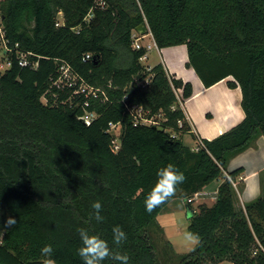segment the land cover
Returning <instances> with one entry per match:
<instances>
[{
	"label": "trees",
	"instance_id": "1",
	"mask_svg": "<svg viewBox=\"0 0 264 264\" xmlns=\"http://www.w3.org/2000/svg\"><path fill=\"white\" fill-rule=\"evenodd\" d=\"M0 21V264H82L80 228L129 264H264V172L261 193L242 204L243 185L231 180L243 168L228 169L264 137V0H2ZM142 22L159 49L186 46L185 65L204 87L232 77L244 118L210 140L197 136L181 104L191 83L161 62L141 63L132 36ZM63 65L75 80L63 78ZM81 83L96 96L75 93ZM138 107L155 123L137 122ZM85 111L95 114L88 125ZM110 124L119 127L116 150ZM169 163L186 179L149 213L144 200ZM215 180L211 204L187 202ZM175 198L185 200L187 232L198 238L180 254L154 240L157 216ZM9 216L15 226L5 225ZM117 225L127 234L120 245Z\"/></svg>",
	"mask_w": 264,
	"mask_h": 264
},
{
	"label": "crops",
	"instance_id": "2",
	"mask_svg": "<svg viewBox=\"0 0 264 264\" xmlns=\"http://www.w3.org/2000/svg\"><path fill=\"white\" fill-rule=\"evenodd\" d=\"M146 38L150 40L149 34L144 39ZM156 50L160 56L159 61H161L171 76L180 78L184 82L188 81L192 85V96L181 104L187 118L191 122L193 132L197 136L210 140L244 118L240 88H230L227 85L229 78L206 88L195 71L185 65L187 61L185 45L157 48ZM189 137L191 138L190 135ZM191 140L194 142L192 147L195 148V140L192 138ZM239 167L243 168V173L238 177V183L243 185V189L238 194V199L243 204L256 198L261 193L259 174L264 172L263 136L256 140V146L247 148L228 163L229 170ZM215 184L212 192L209 191V186L201 190L204 195L203 200L200 199V201L206 202L204 200H207V204H211L214 201L211 196L216 193L220 180H216ZM197 201L193 202V205H197ZM217 264L232 263L222 261Z\"/></svg>",
	"mask_w": 264,
	"mask_h": 264
},
{
	"label": "clouds",
	"instance_id": "3",
	"mask_svg": "<svg viewBox=\"0 0 264 264\" xmlns=\"http://www.w3.org/2000/svg\"><path fill=\"white\" fill-rule=\"evenodd\" d=\"M156 177L152 189L144 200L145 211L149 213L172 197L177 190V186L183 184L186 179L183 172L171 163L159 168ZM91 207L94 210L95 220L103 222L102 204L99 201H94ZM16 223V219L12 216H9L5 221V225L8 227L15 226ZM78 231L81 246L77 249V254L81 258L82 264H104V261L108 259L116 261L117 264H129V256L126 253L114 252L108 241L101 236L90 235L88 230L84 228H80ZM191 238L194 242L198 239L195 235ZM112 240L113 244L120 245L127 240V234L120 226H114ZM40 251L43 257H49L53 253V247L50 244H45Z\"/></svg>",
	"mask_w": 264,
	"mask_h": 264
},
{
	"label": "rangeland",
	"instance_id": "4",
	"mask_svg": "<svg viewBox=\"0 0 264 264\" xmlns=\"http://www.w3.org/2000/svg\"><path fill=\"white\" fill-rule=\"evenodd\" d=\"M149 38L144 39V42H147ZM3 45L0 44V49H2ZM147 55L146 59H142L141 63L147 67H153L155 64L160 63V56L157 53L155 48H152ZM2 54H0L1 57ZM228 81H233L232 77H229ZM113 133L118 135V128L113 129ZM183 142L185 145L192 147L194 142L191 140L189 135L183 136ZM216 180L213 181L209 186V191H213V187H215ZM203 198V197H202ZM200 198V199H202ZM195 200L198 204L201 203L202 200ZM207 203V200H204ZM195 206V205H194ZM189 209L181 198H175L171 200L162 210L159 212L157 216V222L161 227L162 232H154V240L157 242V248L159 251L163 252L164 250L167 252L173 251L175 253H185L192 249L196 241L194 242L191 238L192 236L187 232V224L189 218ZM168 242V243H167ZM46 264H54L53 261H49Z\"/></svg>",
	"mask_w": 264,
	"mask_h": 264
},
{
	"label": "built area",
	"instance_id": "5",
	"mask_svg": "<svg viewBox=\"0 0 264 264\" xmlns=\"http://www.w3.org/2000/svg\"><path fill=\"white\" fill-rule=\"evenodd\" d=\"M2 0H0L1 2ZM0 25H1V21H0ZM149 34L150 36V40H148L147 42H144V38ZM146 35H140L138 34L136 31L133 32V46L135 49H141L143 48L145 53L144 55L140 58L141 60L142 59H146L147 58V55H148V52L152 49V48H155L157 49V45L155 43V41L153 40L152 36L150 33H148ZM90 55L89 54H86L85 55V58H89ZM10 63L9 62H5V65L3 66H8ZM19 64L24 66V65H27V61L25 60L24 56L21 54L20 55V59H19ZM61 71H62V76L63 78L67 79V80H75L76 78L74 76H72L69 68L65 65L61 66ZM70 84V83H69ZM75 93H85V96H89L90 94L93 95L94 97L96 96L94 91L91 90V89H87L86 86L84 84H79L78 86V89L75 90ZM45 99L43 98L42 101H44ZM45 102V101H44ZM86 103V102H85ZM135 115H136V120L137 122H141V123H155L152 119H147L145 117H142V111H141V108H137L136 109V112H135ZM95 116V114L93 112H87L85 111V113L80 117L81 120H83V122L88 125L91 120L93 119V117ZM114 128H118V125L116 124H110V131L113 133V129ZM119 132V130H118ZM114 134V133H113ZM115 138L113 140V145H114V149L116 150L118 148V145H119V139L118 137H116V135L114 134ZM232 182V185L236 188L237 187V183H238V180L237 181H233L231 180ZM216 194V193H215ZM215 194H213L211 196V198H215ZM204 195V193H202L201 191L199 192H196L194 193L191 197H189L187 199V202L190 203V202H193L195 200H198L200 198H202Z\"/></svg>",
	"mask_w": 264,
	"mask_h": 264
},
{
	"label": "water",
	"instance_id": "6",
	"mask_svg": "<svg viewBox=\"0 0 264 264\" xmlns=\"http://www.w3.org/2000/svg\"><path fill=\"white\" fill-rule=\"evenodd\" d=\"M135 31L140 35H146L149 33V28L145 22H142L135 27ZM189 213H190V211H189Z\"/></svg>",
	"mask_w": 264,
	"mask_h": 264
},
{
	"label": "bare ground",
	"instance_id": "7",
	"mask_svg": "<svg viewBox=\"0 0 264 264\" xmlns=\"http://www.w3.org/2000/svg\"><path fill=\"white\" fill-rule=\"evenodd\" d=\"M211 135V134H210Z\"/></svg>",
	"mask_w": 264,
	"mask_h": 264
}]
</instances>
